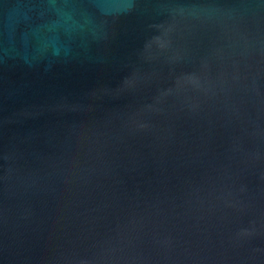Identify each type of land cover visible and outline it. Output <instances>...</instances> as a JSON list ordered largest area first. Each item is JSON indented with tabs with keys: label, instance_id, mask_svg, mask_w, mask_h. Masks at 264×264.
<instances>
[{
	"label": "water",
	"instance_id": "95a60500",
	"mask_svg": "<svg viewBox=\"0 0 264 264\" xmlns=\"http://www.w3.org/2000/svg\"><path fill=\"white\" fill-rule=\"evenodd\" d=\"M0 264H264V0H0Z\"/></svg>",
	"mask_w": 264,
	"mask_h": 264
}]
</instances>
